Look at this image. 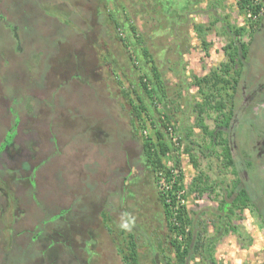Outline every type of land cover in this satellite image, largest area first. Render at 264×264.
<instances>
[{"label":"rangeland","instance_id":"1","mask_svg":"<svg viewBox=\"0 0 264 264\" xmlns=\"http://www.w3.org/2000/svg\"><path fill=\"white\" fill-rule=\"evenodd\" d=\"M1 1L0 5L2 4L3 7L8 5L9 0ZM115 1L100 0L101 13L104 12L107 15L110 10L116 8L117 17L123 20L125 11L135 25L136 31L145 35V47L153 55L154 64L164 85L166 99L174 100L173 123L178 125L181 131L184 128L181 135L186 130L191 133L189 155L183 154L180 149L172 156L179 159V173L184 186L183 191L186 193L185 199L181 198L182 192H179L177 197L179 203L185 206L187 217L205 225L206 233L210 236L216 230L219 220V216L214 211H219L224 195L223 190L227 191L230 188L228 179L231 176H225L226 167L222 169L219 159L201 158L195 151L197 144L203 150L206 149L204 148L207 135L205 133L210 132L212 127L207 120L210 119L208 118L210 107L206 98L211 89L219 94L220 100H222V94L228 97L233 87L231 76L236 74L237 66L233 60L225 56L226 52L229 49L233 51L240 44L244 47L250 45L249 36L245 31L253 30L255 22L264 18V11L255 22H252L245 12L236 8L235 0H181L180 6L177 3L170 9L163 6V10H161L162 2L161 5L153 6V0ZM19 2L22 3L23 0H17L14 9L19 6ZM80 2L76 8L80 9L83 6V1ZM33 5V0L30 3L27 0V12L20 19V24L27 27L22 33V47L26 56L29 55L33 45L37 46L39 51H43V54L44 52L47 54L40 56L37 68H32L33 72H31L35 84L38 83L37 85L41 86L39 82L42 81L43 88L39 89L40 86H36L37 89L32 90L35 101L31 109L19 110L20 120L12 140L13 144L0 159V172L16 168L17 177L23 180H27L31 174L34 175L36 198H46V203L55 201L54 204L62 209L70 210L74 218L81 223L83 216L91 212L92 205L95 207L94 215L97 219L102 209L110 214L112 228L124 227L127 231H131L134 227L136 234L147 233L152 238L160 237L164 247L167 248L168 232L161 206L157 201V193L165 192L168 186L163 176H157L156 183L153 178H146V176L143 178V171L137 162L138 143L129 138L126 116L118 108V104L123 100L118 99L121 96L119 89L111 79L110 68H119V71L123 70L130 78L138 76L136 71L135 76L127 72L128 69L134 70L127 60L126 49L117 42L115 34L109 31V27L103 24L105 18L102 14L88 16L83 10L79 11L74 7L76 13L72 9L71 19L79 16L80 24L77 23L78 18L75 21L76 25H72V22L57 17L58 24L56 21L51 24L48 22L50 26L47 28L46 25L42 26L40 21L45 19H37L38 12H31ZM180 7L183 14L177 17L175 15L178 12L174 9L179 11ZM14 9L10 11L11 14L9 12L12 19ZM152 12L154 14L151 16L155 19L153 22L150 21L149 14ZM0 13L2 14L3 10ZM51 14L56 17L53 12ZM222 18L226 19L225 26L221 23ZM92 25L99 29L90 36L89 32L85 31L92 28ZM196 27H199L200 31ZM239 28L242 30L239 34L240 38L233 41L234 34L237 33L231 32L230 29ZM49 30L52 31L51 35L47 34ZM82 30L84 32H81ZM131 47L129 45L127 48L131 50ZM17 48L9 30L0 24V50L7 55L8 60L10 59V62L6 64L4 58L0 57V72L7 81L6 87L1 89L6 90L9 96H12L15 86L21 94L23 86L28 85L23 81L15 82L17 75L24 73L23 59L21 60V56L16 53ZM82 56L86 64L79 61ZM212 60H215L214 64ZM60 63L69 68L67 73L64 72ZM145 66L146 69L150 68L149 65ZM79 68L85 69L86 73L82 75L84 78L87 77L89 82L67 76V74L78 75ZM203 75H206L205 78L200 79L199 77ZM41 76L42 79H40ZM104 76L109 77V82L104 80ZM216 79L219 84L215 83ZM127 86V82L124 81L122 87L127 88ZM218 88L222 91L224 88L225 92L220 95ZM54 92L55 94H52ZM2 95L3 104L6 107L9 101L4 91ZM18 107L20 108L21 104ZM5 112L8 113V111ZM5 112L0 110V132L3 131V123L4 127L9 126L8 119L4 117V115L7 117ZM196 114H199L198 118H195ZM97 122L104 127L107 133L105 137L102 134L91 137L89 134L91 131L87 126ZM119 132L128 136L120 139ZM214 151L218 153L216 149ZM10 155H12L11 158ZM52 164L55 167H51ZM165 164L170 166L172 161L169 159ZM33 169L35 172L32 173ZM230 169L229 167V172ZM131 170H134L135 175L141 178L137 184H130L128 189L132 197L121 203L122 180ZM173 175L177 177L178 170L174 171ZM201 177L209 179V185L214 186L213 193L206 191L199 195L189 190L190 184ZM145 179L147 182L144 181ZM216 179H222L224 186L218 184ZM15 189L17 191L13 198L20 197L15 209L12 207V202L8 204L11 207H6L4 201L7 198L3 199L0 196V264H7L14 258L17 264H22L23 261L21 262L14 255L28 249L33 225L40 219L33 201L22 191L25 188L16 187ZM24 196L28 199L27 203L23 202ZM24 204L28 209L24 207ZM48 209L51 210L52 206H48ZM12 221H14L13 229L16 231L14 235L19 233V236L16 235L13 243L11 240L8 244V232L3 222ZM228 221L229 229L216 243L212 253L217 263L264 264V228L254 209L244 207L235 210ZM81 223L76 221L74 228L78 229ZM129 227H131L130 230ZM114 230L116 235L122 238L123 234ZM94 235L97 243L89 248L92 252L90 264H122L115 253L112 238L107 235L105 229L99 227ZM53 238L60 240L57 234ZM58 242L55 241L53 246L57 263L86 264L83 261L85 246L81 244V241L71 243L69 250H65ZM31 248L26 251L34 253L33 257L30 256L28 263L23 262V264H46L47 260L52 261L50 257L46 260L42 257L35 258L40 244L34 243ZM167 251V254L173 257L168 248ZM48 256H50L49 252ZM22 257L26 259L24 255ZM141 263L151 264L150 256Z\"/></svg>","mask_w":264,"mask_h":264},{"label":"trees","instance_id":"2","mask_svg":"<svg viewBox=\"0 0 264 264\" xmlns=\"http://www.w3.org/2000/svg\"><path fill=\"white\" fill-rule=\"evenodd\" d=\"M16 1L14 0L11 2L9 0L7 2L8 5H5L4 7L1 4L0 11L3 10L5 12H10V10L14 9V5L17 4ZM31 1L32 0H28L29 3ZM54 1L56 2V0ZM36 2V7H34L31 12H38L37 19L43 18V13L41 12H44L45 7L47 9L50 7V0H36ZM153 2V6L161 5L162 2L163 5L161 10H163V6L170 9L173 5L175 6L176 3L179 5L181 0H153ZM168 2H170L171 4H169ZM235 2L236 8L241 12H244L247 8L251 10L252 13H255L257 10V7L251 6L248 0H235ZM24 4H27V0H23V2L19 4V6ZM67 7L69 6L67 5ZM64 8H61L63 14L67 12V9L65 11ZM174 10L178 12V14L175 13V16L177 17L183 14L181 12V7L179 8V11L176 9ZM54 12L61 13L56 9ZM124 13L125 16H123V20L119 19V17H117L116 15H106L104 12L101 13V11L98 14H102V16L105 18L103 24L109 27V31H112V33L115 34L117 42L121 43L124 49H126L125 53H128L127 60L130 63L131 68L134 70L129 71L128 69L127 72L130 75H134L135 71L136 73H138V76L134 75V78H130L127 77L128 74L125 73L122 69L121 70L123 71V73L122 71H119V68H110L111 79L116 87H118L121 95L118 99L123 100V102H120L118 104V108L120 109L121 113H124V116H126L129 138L132 140H136V142L138 143L139 154L137 156V162L140 169L143 171V178L145 176L146 178H153L156 183L158 180L157 176H163L162 178L164 179L165 184L168 186V189L165 192L162 191L163 193H157V201L161 206L165 227L168 232L167 248L172 253L173 257L167 254L168 251L167 248L164 247L163 240L156 235H154L156 236L155 238H152L151 235H148L147 233L136 234L137 232H135L134 227L131 231H127V229H125L124 227L112 228L110 224V214H107V211H105L104 209L99 212L100 218L98 217V220L97 216L94 215L95 207L91 205V212L83 216V219H81V221L83 222L81 223L79 220H77V218H74L73 213L70 212V210L68 211L66 209H62L58 205L54 204L55 201L46 203V198L38 197L37 199L35 195L36 184L33 181L34 175L32 174L27 177V180H23L21 177H17L16 168L4 171L2 172L0 177V187H4V190L7 193L13 191V189L19 186L21 188H25V196L28 195L29 199L33 201L35 208H37L36 210H38L40 214V219L33 225L31 237L29 239L30 243H28L29 247L26 250L28 251L34 243H37L38 245L40 244V249L37 250L35 254V256L37 257L35 258L42 257L43 260H46L47 257H50L52 261L48 262L47 260L46 264H59L55 261L57 255H55V252L53 251L55 241H59L58 244L63 246L65 250H69L71 248V243H78V241H81V244L85 246L83 249V256L85 259L83 261L86 264H90L89 260L92 258V252L89 248L97 243L94 232L99 230V227H103L107 235L111 236V242L113 243L115 253L117 254V256H119L122 264H142L141 262L148 256H150L151 264H219L214 259V255L212 254L213 250L219 239L229 229L228 219L230 215L235 210L244 208L248 205L249 201L247 193L244 191V189H238V195L240 196L238 198H232L229 201L231 205L229 208L230 213L226 216V219H222V217L219 216L216 230L210 236H208V234L206 233L205 225L200 222H194L187 217V210L184 205L179 203L177 197L179 192L183 193L181 195L182 199H185L186 196V193H184L183 191L184 186L181 182V173H179V159L178 157L173 158L172 156L174 152L178 153L180 149H182L183 154L189 155L191 133L190 131L186 130L184 132L185 134L183 133V135H181V132H183L184 128H182L181 131L178 125L173 123L174 112H172V108L174 105V100L166 99L164 85L163 83H161L160 74L158 72L157 66L154 64L152 57L153 55L150 53L149 49L145 47V35L136 31L135 25H133V22L131 21L129 16L125 11ZM154 13H149L151 22L155 21V19H153V17L151 16V14L153 15ZM166 14L169 15V13ZM65 18L69 22H72V25H76L75 21L78 18L77 23L80 24L79 16H74V18L71 19V15L69 16L67 14ZM8 19H10V16H8ZM9 21L10 22L8 23L12 24L14 20L10 19ZM0 24L3 25V22H0ZM26 28L27 27L22 26V29L20 28L21 33L18 32V43L20 42L19 44L22 49L16 50V53L21 56V58L19 57L21 60L23 59L22 62L24 66V73H19L15 82L23 81L29 86L24 85L21 94L19 93L20 91H18V88H16L17 86H15L12 96H9L8 93H6V90L1 89V87H6L7 81L6 77L0 72V91L1 94L3 93V91L5 92L6 98L9 101L8 106H6V108L3 109L4 111H2H8V113H4L7 114V117L5 115L4 117L5 119H8V127H12V130L10 132L7 130L8 127H4L3 123V131H5V136L3 135V139H5L7 143L12 142L13 136L15 135V131L13 129L20 120L19 110L22 108L31 109L32 105L34 104L35 99L32 95V90L37 89L36 86L40 85H37L38 83L35 84L34 78L31 76V72H33L32 68H37V64L39 63L41 55H47L45 54V52L43 54V51H39L37 46L31 44L33 45V47L32 49H30L29 55L26 56V53L23 52L22 47V33L26 30ZM197 30L200 31L199 27L197 28ZM132 38L134 41L132 40ZM12 40L15 39L13 38ZM129 45L132 46L131 50L127 48ZM241 47L245 49L242 44ZM0 57L4 58L3 60L6 64L10 62V59H7V55L2 50H0ZM79 61L83 64H86V60L83 58V56ZM60 65L62 66L65 73L69 71V68L65 67V64L60 63ZM145 65H149L150 68L146 69ZM84 72L86 73L84 68H79L78 75L67 74V76L71 79L78 78V80L86 81L88 78H84V75H82ZM27 76H30L31 79ZM40 79H42V76L40 77ZM104 80L108 81L109 77L104 76ZM124 81L128 84L127 88L122 87ZM41 82L42 81L39 82V84H41L39 89L43 88V84ZM215 83L219 84V81ZM224 83L228 84L227 81H224ZM52 94H55V92ZM19 104H21L20 108L18 107ZM217 108H220V104ZM87 128H90L89 131L91 132H89V134L91 135V137H94V135L96 136V134H102V136L104 137L107 135L104 127L100 126L99 122L91 123L87 126ZM205 134H211V132H207ZM120 136L121 139L124 136L126 137L128 135L120 134ZM109 141L111 140L109 139ZM226 158L230 162L227 163L225 167H232L233 161L229 159L230 155L227 154ZM169 159L170 161H172V165L166 166L165 163ZM52 166L55 167L54 164H52L51 167ZM177 170L178 176L175 177L173 175V172ZM33 172H35V169L32 170V173ZM233 172L235 174L236 170H234ZM140 178L141 176L135 175L134 170H131L128 175L123 178L120 188L122 192L120 197L121 203L127 198L132 197V193L128 188L130 187V184H137ZM144 181L147 182L146 179ZM233 189L235 188L230 187L227 190L229 191V197L235 194ZM189 190L191 192H197L199 195H201L206 191H210L213 193L214 186L209 185L208 180L201 177L199 180L196 178L195 182L193 181L190 184ZM241 193H244V195ZM25 196L23 197V202L27 203L26 200L28 201V199H26ZM48 206H52V209L49 210ZM24 207L28 209L26 204H24ZM218 209L219 211H223V202L220 203ZM76 221L81 223L78 229L74 228ZM3 224L6 226V232H8V244L11 243V240L13 243L16 235L18 234L16 233V235H14L16 232L13 229L14 221L8 223L3 222ZM114 229H116L119 234H123L122 238L116 235ZM130 229L131 227H129V230ZM64 230L65 233H63ZM55 234L60 237V240H56L53 238ZM26 250L17 252L14 256L19 258L21 262L23 261L25 263H28L27 261L34 253H31L30 251L27 252ZM48 252L50 256H48ZM23 255L26 257V259L22 257ZM12 261H14V263H12ZM12 261H10L9 263L7 262V264H17L15 258Z\"/></svg>","mask_w":264,"mask_h":264},{"label":"flooded vegetation","instance_id":"3","mask_svg":"<svg viewBox=\"0 0 264 264\" xmlns=\"http://www.w3.org/2000/svg\"><path fill=\"white\" fill-rule=\"evenodd\" d=\"M35 1L33 0L34 5L31 10L36 7ZM80 1H83L84 8L88 10H85L83 6L80 7V9L76 8L80 5ZM109 1L111 2V0ZM114 2L116 1L114 0ZM0 3H2L1 0ZM50 3V7L48 9L45 7L44 12H41L43 13V18L45 20H40L41 25H46L47 28L50 26L49 23H52L51 21H56V23L58 22L57 17H62L67 21L65 15L67 16L68 14L70 16L73 13L72 9H74V13H76L75 8L79 11L83 10L85 14H88V16L89 14L90 16H96L95 14L100 15L98 13L102 10L100 0H56V2L54 0H50ZM67 5L69 7H67ZM114 6H116V4H114ZM62 7H65V10L67 9L65 14H63L61 9ZM210 8L212 10L211 2ZM55 9L59 10L61 13L54 12ZM10 11L12 12L13 9ZM14 11V21L12 24L8 23L12 18L8 19L11 12L9 14L7 11H3L2 15L0 14V22H3V26L9 30L10 36L12 39H15L13 40L14 44H17V49L20 50V42L18 43V32L22 29L20 19L24 17L23 14L26 13L27 6L26 4L18 6L14 9ZM52 12L56 17L51 14ZM114 13L116 16L118 15L116 8L115 10L112 9L108 12L110 16H114ZM221 23L225 26L226 19L222 18ZM96 30H98V28L92 25V28H89L85 32H89L91 36L92 34H95ZM230 30L231 32L237 33L236 35L234 34L233 41H236V39L238 40L240 38L239 34L242 31L241 28L237 30ZM51 32L52 31L49 30L47 34L51 35ZM81 32H84V30ZM245 32H247V36H249L250 45L248 44L247 47L245 45V49H243L240 44L237 48L235 47L233 51L232 49H229L225 55L227 58L233 60L235 62V66H237L236 74L231 76L233 87L230 90L231 92L228 97L226 94H222V100H220L219 94H216L213 89L209 90L207 98L205 97L206 102L210 107V113H208V118L210 119L207 120H209L212 124L210 129L211 134L206 135V149L203 150V148L197 144L195 145V151L201 158L214 157L215 159H219L222 163V169H225L224 167L230 162L226 158L227 154L230 155L229 159L233 161V166L230 167V172L228 171L229 167H226L225 176H231V178L228 179L230 181L229 185L231 188H235L233 189L235 194L229 197V191L223 190L224 195L221 202L224 203V209L223 211H214L217 213V216H221L222 219H226V216L230 213L229 208L231 205L229 201L232 198H238L240 196L238 195V189L241 188V190L244 189L248 196L249 203L245 208L251 207L254 209L257 213V217L261 221V225L264 228V18L255 22L253 30ZM83 35L87 36V34ZM255 45H257V48H255ZM214 61L215 60H212V64L215 63ZM205 76L206 75H203V77L199 78L202 79L205 78ZM215 81L218 82L217 79ZM211 82L213 81L211 80ZM218 91L220 92V95L222 92H225L224 88L223 91L218 88ZM212 100L214 102H212ZM3 103V95L0 91V110L6 108ZM218 103L220 104V108H217L219 106ZM207 104L206 106H208ZM198 115L196 114L195 118H198ZM196 122L199 121L196 120ZM16 128L17 125L13 129L15 134ZM7 130L11 132L12 127H8ZM3 135L5 136V131L0 132V159H2L3 154L6 153L13 144V141L7 143L5 139H3ZM215 149L218 153H215ZM9 157L11 158L12 155ZM237 166L239 167L238 169L236 168ZM234 170H236L235 174L233 172ZM2 172L3 171L0 172V177ZM225 179L227 180V178ZM207 180L209 182V179ZM216 181L218 184L223 185L224 181L222 179H216ZM210 183H212V181ZM17 188L21 187L19 186ZM16 191L17 189H13V191L7 193L4 190V187H0V196L3 199L7 198V200L4 201L6 207H11V205H8L9 202H12V207L14 209L19 204L18 201L20 200V197L17 196L18 199H16L17 197L13 198ZM241 194L244 195V193ZM14 219L17 220V218ZM18 236L19 233L17 234V237Z\"/></svg>","mask_w":264,"mask_h":264},{"label":"built area","instance_id":"4","mask_svg":"<svg viewBox=\"0 0 264 264\" xmlns=\"http://www.w3.org/2000/svg\"><path fill=\"white\" fill-rule=\"evenodd\" d=\"M248 1L251 4V6H256L257 10L255 13H252V11L247 8L244 12L246 13V16L250 19V21L255 22L257 18H259L264 11V0H248Z\"/></svg>","mask_w":264,"mask_h":264}]
</instances>
